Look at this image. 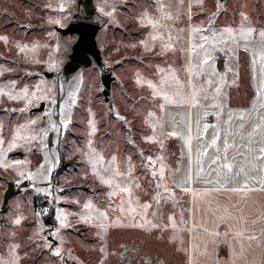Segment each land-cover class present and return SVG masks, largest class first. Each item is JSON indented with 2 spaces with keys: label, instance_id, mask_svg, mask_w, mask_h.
Instances as JSON below:
<instances>
[{
  "label": "rangeland",
  "instance_id": "374dc122",
  "mask_svg": "<svg viewBox=\"0 0 264 264\" xmlns=\"http://www.w3.org/2000/svg\"><path fill=\"white\" fill-rule=\"evenodd\" d=\"M190 4L0 0V37L6 38L0 39V264H189L188 230L178 228L188 223V195L171 179L184 164L182 135L190 121L187 27L191 21L196 105L245 104L253 90L248 54L239 41L245 46L262 39L264 0H193L191 9ZM249 28L254 31L242 37L241 30ZM153 36H163L171 47L162 50ZM82 41L85 56L78 52ZM77 61L78 72L68 71L66 65ZM106 72L113 77L107 94ZM24 87L33 104L8 98ZM161 87L174 102L155 94ZM34 133L37 139L31 140ZM91 150L103 157L98 168L115 155L118 171L131 172L139 187H132L130 197L100 182ZM148 156L156 159L155 168ZM110 191L117 194L110 197ZM89 203L93 207L85 208ZM223 230L212 244L196 232L193 264H223L219 257L228 251L220 242Z\"/></svg>",
  "mask_w": 264,
  "mask_h": 264
},
{
  "label": "crops",
  "instance_id": "0c3cea01",
  "mask_svg": "<svg viewBox=\"0 0 264 264\" xmlns=\"http://www.w3.org/2000/svg\"><path fill=\"white\" fill-rule=\"evenodd\" d=\"M244 43L245 46H240L239 41V47L248 54L249 83L253 90L248 101L219 107L213 103L196 105L194 94L190 93L189 129L183 131L185 136L181 130L174 129L186 142L183 167L180 172H173L171 179L175 186L191 189L187 191L188 223L178 227L188 230L189 264L191 255L192 263L194 260L196 232L203 233L204 241L212 244L217 242L222 227L226 236L222 235L220 242L228 246V251L220 255L219 262L239 264L237 261L247 259L251 264H264V153L261 152L264 149V39L254 38ZM75 63L69 62L67 70L77 73L82 62ZM258 124L260 128L254 131ZM217 136L219 139L213 144ZM225 141L230 145L226 161ZM217 155L221 156V163L233 165L230 172L220 168L218 175L214 171L218 165L211 161ZM189 176L191 180L186 182ZM245 185V191L230 190ZM241 232L243 235H238ZM250 236L256 239L249 240Z\"/></svg>",
  "mask_w": 264,
  "mask_h": 264
},
{
  "label": "snow or ice",
  "instance_id": "6c2138e0",
  "mask_svg": "<svg viewBox=\"0 0 264 264\" xmlns=\"http://www.w3.org/2000/svg\"><path fill=\"white\" fill-rule=\"evenodd\" d=\"M107 15H111V13H107ZM58 23V21H56ZM149 23H151V21H149ZM196 32H200L201 29L200 28H196L195 29ZM232 30L231 29H224V32H228L230 33ZM254 31V29H247V32H244L243 30H241V36L242 37H247L248 35H250L252 32ZM260 37L262 39H264V32H260L259 33ZM160 39L162 41V50H164L165 48H168V47H171V45H166V44H163V36H160V37H156V36H153L152 39L153 40H156V39ZM0 39H6L5 37H0ZM202 39L204 41H208L209 40V37L205 36V37H202ZM213 39H215V34H213ZM25 47H21L20 48V51L21 52H24L25 51ZM197 48L201 49V50H204L203 49V45L202 44H197L196 45ZM206 51V50H205ZM207 54V53H206ZM197 55L199 56V53H197ZM203 63H208V60H204ZM200 65H197V69H198V72L197 74H199V69H200ZM164 70L161 69V72H163ZM14 83V82H13ZM150 83V82H149ZM209 83H211V81H209ZM152 86L153 88H155L156 86L155 85H150ZM217 92H219V89H216ZM0 94H4L3 93V90L0 89ZM155 94H162L163 95V98L165 100V102H174V101H171L169 100V97L168 95L164 92L163 88L161 87ZM7 96L9 99H12V100H16V99H27V102L28 104H33V100L29 98V90L27 87H24L19 93H15L13 94L12 92H9L7 93ZM32 96L35 97L36 94L35 93H32ZM163 106V105H162ZM24 109H21V111H23ZM123 119V118H121ZM70 122V121H69ZM32 125H35L37 123V121L33 120L30 122ZM261 125H256L255 128L253 129L254 131L256 129H259ZM52 128L55 130L56 129V125L53 124L52 125ZM95 131V128L93 127V132ZM39 133L42 134V136H47L48 135V132L44 129H39L38 130ZM170 135H175V133H170ZM17 136H19V130L17 131ZM37 139V134H33L31 136V140H36ZM217 139H219V137L217 136L216 139H214L212 141L213 144L216 143ZM42 142V140H41ZM0 143H3V140L2 138H0ZM89 145H91V142H89ZM12 147H15L14 144H10L9 145V150H11ZM228 147H230V145H228L227 141H225V145H224V148H225V156H224V160L226 161L227 160V156H226V152H227V149ZM219 151V150H217ZM261 152L264 153V149H261ZM89 160L90 162H92V167H93V171L95 172V174L98 176L99 180L101 183L105 184V185H108L110 186V188H113V189H117L119 191V193L121 194H128L129 197L131 196V193H132V187H139L138 184H135L134 181H133V177L131 175V172H127V173H123V172H120L118 171V169L115 167V162H116V156L115 155H112L110 157V160L108 161V166L107 167H97L98 165L101 164V161H103V157L98 153L96 152L95 150H91L89 153ZM147 161L149 163L150 166H152L153 168H155L156 166L155 165H152L151 164V158L148 157L147 158ZM17 164H19L20 162L17 161L16 162ZM212 164H216L218 165V167L216 169H214V171L217 172V174L219 175V169L220 168H225L227 169L229 172L232 170L233 168V165L231 163H221V156L220 155H217L212 161H211ZM198 164H199V161H198ZM201 171H203L202 167H201ZM241 171H243V169H241ZM20 175L22 177H24L25 179H31V175H25V173H20ZM152 176H157V172L156 171H153L151 173ZM164 176V168L163 166H159V177L160 178H163ZM191 180V176L187 177V180L186 182L190 181ZM161 185L158 183L157 184V188H160ZM191 189L190 188H184V191H190ZM231 191L233 192H238V191H245L247 190L246 188V185L242 188H232L230 189ZM165 191H167V189L165 188ZM116 191H110L108 193V195L111 197L113 195H116ZM159 196H160V193L158 192L157 194V202H159ZM92 204L89 203V204H86L85 205V208H92ZM109 207H111V205H109ZM143 207L146 209L148 207H150V205L148 204H145L143 205ZM102 217L104 216V213H101L100 214ZM59 219V217H58ZM16 223L19 224L20 223V220H16ZM61 224H63V221L61 220ZM58 231V230H57ZM55 234V233H53ZM238 235H243V233H238ZM249 240H253V239H256V237L254 236H250L248 237ZM51 246V245H49ZM55 254L56 255H60V252L59 250H56L55 251Z\"/></svg>",
  "mask_w": 264,
  "mask_h": 264
},
{
  "label": "flooded vegetation",
  "instance_id": "af4514ba",
  "mask_svg": "<svg viewBox=\"0 0 264 264\" xmlns=\"http://www.w3.org/2000/svg\"><path fill=\"white\" fill-rule=\"evenodd\" d=\"M154 1H156V0H154ZM191 7H192V5L190 4V9H191ZM189 23H190V28H188L187 27V44H186V49H187V57H188V62H187V64H188V68H187V82H188V88H187V90H188V98H187V101H189V97H190V93H191V52H190V50H191V21H189ZM188 25V24H187ZM189 55V56H188ZM166 60H167V58H166ZM192 94V93H191ZM154 98V101H157V99H158V97H156V95H155V97H153ZM155 104L157 105V103L155 102ZM157 107H158V105H157Z\"/></svg>",
  "mask_w": 264,
  "mask_h": 264
},
{
  "label": "water",
  "instance_id": "95a60500",
  "mask_svg": "<svg viewBox=\"0 0 264 264\" xmlns=\"http://www.w3.org/2000/svg\"><path fill=\"white\" fill-rule=\"evenodd\" d=\"M87 28V27H86ZM85 41H82L83 44L79 46L78 52L84 55L83 49L85 48ZM113 77L110 72H106L102 75V82L105 85L104 93L107 94L111 88ZM13 189V188H12Z\"/></svg>",
  "mask_w": 264,
  "mask_h": 264
},
{
  "label": "bare ground",
  "instance_id": "6f19581e",
  "mask_svg": "<svg viewBox=\"0 0 264 264\" xmlns=\"http://www.w3.org/2000/svg\"><path fill=\"white\" fill-rule=\"evenodd\" d=\"M191 5H192V1H191ZM191 8H193V7H191ZM191 35V34H190ZM191 40V39H190ZM193 40V39H192ZM192 45V44H191ZM191 47V46H190ZM190 52H193V46L191 47V50H190ZM192 55V54H191ZM189 56V55H188ZM187 59H188V57H187ZM191 60H193V59H191ZM148 157H150L151 158V162H152V164H155L156 163V159L154 158V157H152V156H148ZM77 223H79V222H77ZM191 264H193L192 263V258H191Z\"/></svg>",
  "mask_w": 264,
  "mask_h": 264
},
{
  "label": "built area",
  "instance_id": "2783aa9c",
  "mask_svg": "<svg viewBox=\"0 0 264 264\" xmlns=\"http://www.w3.org/2000/svg\"><path fill=\"white\" fill-rule=\"evenodd\" d=\"M49 206L47 204H44V206L41 208L42 213L46 216L48 214Z\"/></svg>",
  "mask_w": 264,
  "mask_h": 264
}]
</instances>
